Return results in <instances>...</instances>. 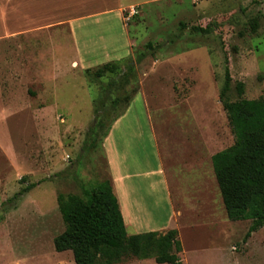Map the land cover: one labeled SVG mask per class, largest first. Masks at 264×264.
<instances>
[{
	"label": "rangeland",
	"instance_id": "374dc122",
	"mask_svg": "<svg viewBox=\"0 0 264 264\" xmlns=\"http://www.w3.org/2000/svg\"><path fill=\"white\" fill-rule=\"evenodd\" d=\"M7 1L0 0V264H75L72 251L54 246L65 229L57 195L107 178L114 185L112 148L126 176L129 234L158 231L179 264H264V226L245 239L251 222L228 218L212 163L241 140V106L253 111L250 127L264 132V0H133L139 12L129 19V8L123 20L116 11L83 18L94 32L78 35L82 51L60 26L70 12L63 2ZM104 28L112 29L96 31ZM149 42L155 48L136 64ZM109 61L118 71L94 78Z\"/></svg>",
	"mask_w": 264,
	"mask_h": 264
},
{
	"label": "trees",
	"instance_id": "16d2710c",
	"mask_svg": "<svg viewBox=\"0 0 264 264\" xmlns=\"http://www.w3.org/2000/svg\"><path fill=\"white\" fill-rule=\"evenodd\" d=\"M251 29L252 32L257 31L256 20ZM193 30L199 32L206 29L193 27ZM154 48L155 45L149 42L147 50L138 55L135 63H141ZM116 61L102 64L93 72V77L98 79L109 72L118 71ZM135 63L129 61L126 70L132 72ZM231 81L227 66L225 92L230 90ZM127 84L129 78L124 74L121 86ZM113 85L112 80L99 101V116ZM236 90L238 94H244V82H238ZM239 110L242 115L241 140L213 154L212 163L228 218L251 222L245 236L248 239L264 226V132L260 128L250 127L254 114L249 106L243 105ZM93 131L91 127L88 136ZM37 184L30 183L19 194ZM57 202L65 229L55 237L54 246L58 252L72 251L75 264H117L131 257L142 260L154 258L158 263L179 264L173 253L166 251L158 231L129 234L111 178L88 187L83 186L81 194L59 193ZM168 238L173 241L175 252H181L182 243L177 229H170Z\"/></svg>",
	"mask_w": 264,
	"mask_h": 264
},
{
	"label": "crops",
	"instance_id": "0c3cea01",
	"mask_svg": "<svg viewBox=\"0 0 264 264\" xmlns=\"http://www.w3.org/2000/svg\"><path fill=\"white\" fill-rule=\"evenodd\" d=\"M4 1H7V0H4ZM50 1H57V3L63 2V7L65 9L70 10L69 17L64 19L62 21L63 24H61L60 26L64 27V26L68 25L67 26L68 32L71 35H73L74 44L78 48L77 50H79V51H82V50L80 49L81 41H80L78 35L91 34V32H94V30L84 29L85 23L82 22V21H84L83 18L101 17L103 15L112 14L114 11H116L119 18H121L123 20L124 11L126 9H128L132 6H140V3H135V2H133V0L131 2H127L128 0H50ZM7 2H11V0H8ZM98 24H101V23H98ZM111 29L110 28H107V29L104 28V29H97L96 31L107 33L109 31H111ZM111 153H112L111 156L113 158H111L109 156V161L111 160L109 164H110V168H111V164L113 166V160H114L115 164L117 166L116 172L113 169L114 170V173H113L114 178L113 179L115 181L114 185H116V183H117L120 186L119 194H120L121 199L118 198V200L120 199L119 200L120 208H121L122 214L124 216L126 228L128 226L134 228L133 227L134 224L132 223V221H131L132 219L130 217L131 215L127 216L126 212L124 211L126 208L121 203V200H123L122 195L124 194L123 203L125 206H127L126 198H125V191L122 190V187H126V189H127L126 176L122 172V170H121L122 167L119 165V162L117 161L118 152L112 148ZM114 185H113V188H114V191H116ZM121 193H122V195H121ZM115 194H116V192H115ZM116 196H117V194H116ZM127 210H128V208H127ZM152 231H155V230H152Z\"/></svg>",
	"mask_w": 264,
	"mask_h": 264
},
{
	"label": "built area",
	"instance_id": "2783aa9c",
	"mask_svg": "<svg viewBox=\"0 0 264 264\" xmlns=\"http://www.w3.org/2000/svg\"><path fill=\"white\" fill-rule=\"evenodd\" d=\"M139 11H138V9L136 8V6H132V7H130L129 8V10L128 11H126V17L129 19V18H131L132 16H134L135 14H137Z\"/></svg>",
	"mask_w": 264,
	"mask_h": 264
}]
</instances>
